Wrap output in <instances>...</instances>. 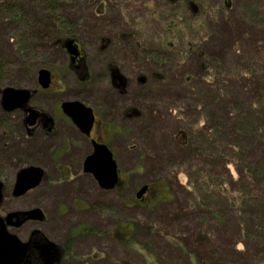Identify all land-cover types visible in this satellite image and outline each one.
I'll use <instances>...</instances> for the list:
<instances>
[{"label": "rangeland", "instance_id": "374dc122", "mask_svg": "<svg viewBox=\"0 0 264 264\" xmlns=\"http://www.w3.org/2000/svg\"><path fill=\"white\" fill-rule=\"evenodd\" d=\"M20 1L21 4L13 9L22 7L30 11V6L33 7L32 0ZM173 1L63 0V5L58 8V13L65 15L68 24L63 29L77 32L93 60L98 61V56L103 54L101 47L107 44L104 54H108V62L119 66L129 82L133 81L129 102L132 107L139 110L144 105L139 100L140 85L135 82V75L152 70L157 78L159 121L154 123L151 117L148 118V109L144 108V116L131 122L132 134L126 135L130 139L124 137L114 147L122 181H118L120 185L117 184L114 191H106L101 196L97 186L90 189L94 194L89 201L92 211L74 210L82 207L77 203L74 207L72 198L84 194L78 196L77 188L67 189L68 185L63 183L69 180V176L55 172V166L46 154L37 152L39 155L32 157L30 151L35 144L21 135L22 115L17 112L13 116L6 114L1 107L0 95V181L5 187L6 198L0 207V215L5 217L14 212L41 210L48 218L40 225L29 223L24 228L10 227L8 231L21 241L27 243L30 233L40 229L55 243L71 236L72 240L64 247V257L71 252L81 263L91 254L96 264H250L254 253L246 249L247 253L241 255L238 248L242 246H233L240 239L239 232H233L229 226V222L233 225L236 222L235 215H228L225 226L222 223L211 226L212 232L220 229L214 232L220 236L217 234L212 239V233H204L201 240L199 230L202 223L198 212L191 215L187 211L192 205L189 208L186 194L194 190L196 172L202 169L217 178H224L231 169L233 177H237L234 167L227 169L222 161L213 160L212 165L200 163L202 157L197 145L203 142L201 133L204 128H211L214 122L224 126L233 107L254 100L255 90L249 87L252 80L246 81V86L241 85L246 77L243 71L247 69L238 73L232 71L231 66L241 58L252 60L259 53L260 43L264 41V0L192 1L191 6L192 3L202 5L203 15L198 14L199 10L193 13L189 5L169 12ZM3 4L10 7L16 3L0 0V5ZM206 6L214 8L208 12ZM176 19L180 24L173 35H177L176 43L172 48L163 47L168 32L166 25ZM29 20L20 23L0 20V90L6 87L34 89L35 75L44 59L55 62L53 59L58 58L56 64L66 66L65 54L59 50L37 47L27 55L19 52L17 40L20 33H25L24 29L28 32L38 29L36 23ZM27 42L31 41L28 39ZM189 46L196 52L189 50ZM149 50H153V57L147 53ZM157 54L164 57L159 56L167 62L165 66L156 64ZM217 64L218 68L223 66L226 69L227 78L223 75L220 87L216 88L213 78ZM66 80L68 85L81 90L73 76L66 77ZM209 83L213 86L209 87ZM208 87L206 95L204 90ZM100 94L83 98L88 105H95L97 99L104 98ZM52 97H37L32 106L44 108L48 103H56L55 95ZM70 98L78 99L75 96ZM145 105L149 107L150 104ZM48 110L52 113L51 109ZM154 126L157 128L152 129ZM150 132H157V140L154 135L153 138L147 135ZM181 132L185 137L177 139L176 135ZM5 143L10 147L3 151ZM259 154L263 156L260 158L263 164L264 154L262 151ZM81 158L76 155L75 161L79 163ZM37 165L49 172V180L37 192L32 191L24 198L12 197L17 174ZM202 176L198 174L200 181H203ZM148 185V195L139 200L138 191ZM76 227L83 230L75 232ZM69 261L74 264L77 260L73 261L71 257Z\"/></svg>", "mask_w": 264, "mask_h": 264}, {"label": "flooded vegetation", "instance_id": "af4514ba", "mask_svg": "<svg viewBox=\"0 0 264 264\" xmlns=\"http://www.w3.org/2000/svg\"><path fill=\"white\" fill-rule=\"evenodd\" d=\"M189 8L192 9L190 4ZM76 33V31L72 33L69 32L64 38H58L55 40V45L57 46L55 51L59 50L65 54L64 59L66 60V66H58V64H56L57 61H59L58 58L53 59L55 62H52V59H44L38 67L39 69L35 75V88H25L31 91V99L29 103L24 109H16L12 113L4 111L6 114H11V116L16 112L22 115L23 119H21L22 122L19 124L20 131H22L21 135L28 139L29 142L35 144L33 150L30 151L32 157L35 158L40 153H44L46 154V158H49L54 164L55 167L53 170L55 172L62 176L68 175L69 180H65L63 183L68 185L67 189L69 187L77 188L78 196H82V194L86 195L79 198H72L71 204L73 206L77 203V206L82 207V209H80L74 206V210L89 212L92 211V206L89 201H91L90 198L94 197V194L89 191L90 189L93 190L97 186L96 190H98L100 193L99 196H101L102 193L104 194L106 191H114L120 183H118L114 190H103L96 180L95 175L85 171L86 160L94 154L97 146L103 145L112 153L113 160L116 161L118 167L117 170L119 171L114 147L117 145L118 141L122 142V138L125 137L126 140L130 139L127 138V134L131 132V122L144 116V108L148 109V118L151 117L155 121L154 123H156V120L159 121L155 82L157 81V78H155V71L152 70H148L146 73L141 71V73L135 75L134 80L140 85L139 100L141 102L143 101L144 105H142L143 109L140 108L139 110L134 106L132 107L129 102L131 96L130 84L133 81L131 83L129 82L128 78L118 68L119 66L108 62V54H104L107 44L101 47L102 49L100 51L103 54L98 56V61L96 62L95 59H92L93 55H90V53L86 51L83 42L78 38ZM67 40L74 42L75 50L78 52L76 55H72L68 52V49L66 48ZM147 53L150 57H153V50H149ZM44 70L50 75V83L47 87L42 86L39 82V72ZM68 76L74 77L75 82L80 85L81 90H76L77 86L74 88L71 84L68 85L66 80V77ZM99 83L103 84V86L99 85ZM97 93L104 95V98L100 100L97 99L98 103L95 105H91L90 103L88 105L86 103V98L83 97H85V95H95ZM52 95H55L56 103H48L44 108H34L32 106V102H34L35 98L44 97L45 99H53ZM70 96H75L78 99L70 98ZM65 97L69 98L66 100L64 99ZM67 102H80L88 109L91 108L93 114L92 123L90 125L87 124L84 128L80 127L73 118L66 114L64 106ZM145 103L150 104L149 107H147ZM48 109H51L52 113H49L50 110ZM29 110L36 111L35 114L37 117L35 116L36 121L33 125L27 120L30 115L28 112ZM156 128L157 126H154L152 129ZM147 135H150L152 138L153 135L155 138L159 137V135L157 136V132H150V134L147 133ZM183 136L185 137V135ZM39 144L40 146H37ZM9 147L10 144L5 143L3 151L7 150ZM37 152H39V154ZM76 155L80 158L83 155L79 161L80 164L75 161ZM34 167H40L43 169L44 177L39 186L30 190L27 194L32 191L37 192L42 184L45 181H48L50 177V175L47 174L49 172H46V169L43 167L39 165ZM61 178L62 177L59 179ZM119 180L120 182L122 181L120 171ZM74 185H76V187H74ZM51 186L54 187V185ZM147 187L149 191L150 185ZM27 194L22 197H14V189L11 191L12 197L16 199L24 198ZM146 195H148V193ZM146 195L141 200L145 199ZM66 213H68V211L65 212L64 215H66ZM10 214L3 218L7 219ZM38 215L39 218H37ZM46 219H48L46 214L41 212V210L29 211L28 213L22 211L17 212V214L14 212L10 227L16 229L24 228L28 226L29 223H37L40 225L44 224ZM76 228L75 232L80 229L83 230L81 227ZM85 228L88 230L87 227ZM71 238V236H68V238L64 239L65 241L55 243L48 239L42 229L32 231L27 240L29 253L24 263L69 264V262H71L69 259L72 257L73 261L74 259L77 260L74 264H96V259L94 256H91V254H88V256H86L88 257L87 260H84L82 263L77 257H73L71 252L67 254V257H64V247L70 243L72 240Z\"/></svg>", "mask_w": 264, "mask_h": 264}, {"label": "trees", "instance_id": "16d2710c", "mask_svg": "<svg viewBox=\"0 0 264 264\" xmlns=\"http://www.w3.org/2000/svg\"><path fill=\"white\" fill-rule=\"evenodd\" d=\"M11 1L16 4L10 7H6L4 4L0 5V20L4 22L12 20L14 23H20L21 21L27 22L26 19H32L29 21L36 23L35 28L38 27L35 29L36 31L32 29V32H28V29H24L25 33H20L17 40L19 52H25L24 54L27 55L28 51H35L37 47L42 50L48 48L52 51L57 47L55 40L64 38L70 32L68 28V30L63 29L64 25H68L64 20L65 15L58 13V8L63 5V0H32L34 4L33 7L30 6V11H26L22 7L13 9L15 5L21 4V1ZM192 1L196 3L203 0H175L170 2L173 7L169 9V12H175L185 5L187 7ZM200 7L198 6V14L203 15L204 12L202 14ZM206 7L205 10L208 12L214 8ZM166 26L168 32L164 36L162 46L172 48L177 39V35L173 37L176 32L175 28L180 27V24L176 19L170 21ZM56 30H59L60 33ZM28 39L31 42H27ZM168 41L170 42L168 43ZM259 47L260 51L255 58L252 60L241 58V61L238 60L231 66L233 67L232 71L237 70L238 73L244 68L247 69L243 71V75L246 77L242 79L241 85L246 86V81L252 80L249 87L255 90L254 100L244 105H237V108L233 107L224 126L214 122L211 128H204L201 133L204 135L203 142L201 145H197L199 156L202 157L201 160L199 157L200 163L212 165L213 160L222 161L227 169L229 166L234 167L237 177H233L231 169L227 170V175L224 178L212 177L206 169H202L198 173L195 169L194 172L197 174V178L194 179L196 181L195 188L186 194L189 208L192 205L191 209L187 211L191 215L194 211L198 212L200 224L203 225H200L201 229L199 230L201 240L204 233L207 235L212 233V239H215L217 234L220 236V233H214L218 232L219 228L212 232L211 226L215 224L218 226L219 223L225 226L228 215L232 213L235 215L236 222L234 225L229 222V226L233 232H239L240 239L233 246L234 248L242 246L240 249L238 248L241 255L243 252L247 253L246 249L254 253L249 260L250 264H264V163H261L260 158L263 156L260 157L259 154L261 151L264 154V41L260 43ZM189 50L196 52L195 48H191V46H189ZM159 56L162 57L158 55L156 64L165 66L167 62L162 61ZM222 67L218 68V64L214 67L216 72L213 79L216 88L220 87L223 75L224 78H227L226 69ZM207 85L213 86L211 83ZM209 87L204 90L206 95H208ZM202 88H204L203 84ZM176 136L177 139L184 137L182 132ZM256 158L258 159L255 162ZM200 173L203 175V181H200L201 177L198 178Z\"/></svg>", "mask_w": 264, "mask_h": 264}, {"label": "water", "instance_id": "95a60500", "mask_svg": "<svg viewBox=\"0 0 264 264\" xmlns=\"http://www.w3.org/2000/svg\"><path fill=\"white\" fill-rule=\"evenodd\" d=\"M192 8L194 13L198 11L197 4L192 3ZM66 48L72 55L78 53L75 50L74 42L71 40L66 41ZM39 82L44 87L49 85L50 75L47 71L39 72ZM0 95H2L1 107L3 110L11 113L16 109H24L31 99V91L25 88L17 89L6 87L0 90ZM64 107L66 114L73 118L80 127L84 128L87 124L90 125L92 123L93 114L91 108L88 109L80 102H67ZM28 112L30 115L27 120L33 125L37 117L35 114L36 111L29 110ZM95 150L94 154L86 160L85 171L95 175L96 180L103 190H114L119 183L117 163L113 160L112 153L107 147L103 145L97 146ZM43 173L40 167H27L21 170L17 174V180L14 185V197H22L30 190L37 188L44 177ZM4 188L3 183L0 181V207L5 200ZM147 191V186L141 188L137 193L138 199L141 200L148 193ZM11 219L12 216L7 217V219L0 216V264H25L24 262L29 253L28 245L8 231L12 223Z\"/></svg>", "mask_w": 264, "mask_h": 264}, {"label": "bare ground", "instance_id": "6f19581e", "mask_svg": "<svg viewBox=\"0 0 264 264\" xmlns=\"http://www.w3.org/2000/svg\"><path fill=\"white\" fill-rule=\"evenodd\" d=\"M77 114H78V113H77ZM78 119H80V118L78 117ZM94 165H95V163H94ZM98 166H99V164H98ZM98 166H97V167H98Z\"/></svg>", "mask_w": 264, "mask_h": 264}]
</instances>
